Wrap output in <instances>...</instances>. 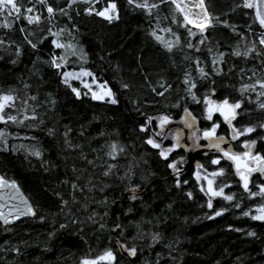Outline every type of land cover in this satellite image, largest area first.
Here are the masks:
<instances>
[{
  "label": "trees",
  "instance_id": "obj_1",
  "mask_svg": "<svg viewBox=\"0 0 264 264\" xmlns=\"http://www.w3.org/2000/svg\"><path fill=\"white\" fill-rule=\"evenodd\" d=\"M24 2L27 3V0ZM49 3L66 7V0H49ZM116 3L119 19L111 23L94 14H85L83 9L88 5L82 0L69 9L72 17L70 21L58 15L55 22L57 27L75 24L79 29L75 33L76 39L88 53L87 63L83 66L95 72L99 80L108 82L118 101L115 105L85 96L77 99L60 82L55 70L42 63L48 59L50 52L59 53L60 50L48 46H41L39 52L28 49L23 43V34L16 30L13 18L7 22L13 25L10 30L0 27V38L11 42L13 47L19 44L23 49V54L12 64L11 59L15 58L12 49H7V45L0 46V89L28 91L29 95H38L40 101H44L46 94L51 93L57 101L54 111H48L47 106L37 107L38 119L25 122L32 123L34 127L17 124L5 129L9 133L6 138L8 148L0 150V174L17 181L37 209L38 216L42 215L45 219L41 221L36 217L11 226L0 224V249H20L19 254L10 250L0 251V264H78L81 257H95L109 248L117 255V264H264V222L254 221L242 214L252 208L254 203H259L260 198L256 197L255 201L248 198V194L237 183L230 164L222 161L225 180L231 185L227 193H235L234 200L226 202L218 199L213 202V209L210 210L206 206L207 197L199 191L192 176L195 165L190 163L186 166V161L180 179H187L189 183H182L181 188L177 189L172 170L166 167L167 161L157 155V150L143 143L145 133L139 131L146 117L168 114L173 121H180L185 107L197 117L201 130L210 126L211 122L203 118V105L192 102L184 91L181 81L185 70L193 78H199L194 61L185 60V54L199 56L202 66L208 71L212 59L208 47H212L213 55L217 51L227 54L234 48L242 51L245 44L256 42L258 46L260 32L264 30L253 22L249 14L251 10L236 7L237 0H205L209 12L221 22L213 23L206 30L208 39L199 45L200 51L196 52L183 47L185 29L172 24L168 13L161 11L160 25L170 26L181 37L182 50L174 49L169 54L149 35L156 23L155 11L153 17H148L141 10L128 6L126 0H116ZM105 5L106 0H99L95 7L102 8ZM225 21L229 26L234 25L235 31L232 27H226ZM162 35L165 39L170 38L166 33ZM62 38L67 39L66 35ZM198 39V35L191 38L194 44ZM37 56L40 60H36ZM226 59L229 63L223 66V74L211 77L216 83L201 81L198 91H194L202 96L205 91L202 85H210L216 89L213 99H223L225 96L230 102L242 99V107L238 109L239 115L233 125L241 129L253 126L255 131L241 138L234 144V148L241 150L243 140L255 139L258 151L264 155L261 139L264 128L259 127L264 123V109L259 107L255 93L241 97L236 90L239 88V76L233 75V72H238L237 65L251 75L248 70L256 67L260 61L253 60L251 55L248 60L227 55ZM79 67L80 62H77L70 65V70H79ZM229 68H232V72H229ZM37 69L39 72L33 75ZM145 76L148 82L157 86V90H160L158 81L161 78L170 83L172 88L162 97L154 96L149 83L145 82ZM244 80L250 82L247 76ZM24 83L31 85L30 91L23 89ZM122 84L129 87L123 88ZM259 100L264 102V97ZM40 119H43V124ZM213 120L220 123L218 135L230 139V130L221 118L214 115ZM65 126L72 129V142L82 146L87 159L101 158L96 160L95 167L79 158V150L65 149L61 135ZM0 128L5 126L0 124ZM47 128H55L57 135L49 136ZM32 137L35 139H30ZM110 142L126 147L127 153L119 158L121 167L116 175L123 176L127 165L132 163L134 174L131 180L100 177L102 163L109 160L105 152ZM33 144L41 148V159L47 163L42 164L40 159L28 155L21 148V145L31 147ZM13 146L15 151L12 150ZM181 156L188 157L180 148L169 156V160ZM212 156H203L200 164L209 170L214 169L209 164ZM74 166L78 169L76 173L71 171ZM74 176L80 177V183H87L91 178L96 187L91 191L85 189L75 193L79 203L72 205V212L83 220L87 212L95 209L98 213L97 221L105 225L103 229L99 228L98 223L83 225L82 232L75 230L81 225H72L68 215L60 212V197L57 193L69 198L68 185L62 181ZM103 182L108 187L100 191V183ZM260 182V179L255 180L251 189L256 190L254 185ZM137 185V199H130L132 193L128 189ZM185 191L193 193L191 200L184 195ZM103 199H107V205L92 202ZM235 203H239L240 207H234ZM220 207L227 211L222 216L209 219L208 216ZM105 211L106 216L103 215ZM60 223H66L68 227L60 229ZM249 231L256 235L248 236ZM156 233H159L160 238L153 242L151 236ZM117 239L126 247L134 245L137 248V255L132 260L120 254Z\"/></svg>",
  "mask_w": 264,
  "mask_h": 264
},
{
  "label": "snow or ice",
  "instance_id": "obj_2",
  "mask_svg": "<svg viewBox=\"0 0 264 264\" xmlns=\"http://www.w3.org/2000/svg\"><path fill=\"white\" fill-rule=\"evenodd\" d=\"M80 2L81 0H66V7H63L53 6V4L49 3V0H27V3H25L24 0H0V14H6V16L13 18L16 30L23 34L22 40L28 49H31L33 52H39L41 46H48L50 49L60 50L59 53L50 52L48 59L43 60L42 63L47 65L50 69L55 70V74L59 77L60 82L66 88L70 89L77 99L85 96L90 97V99L94 101L115 105L118 101L115 93L108 87V82L99 80L95 72L83 66L87 63L88 53L84 51L83 46L80 45L79 41L76 39L75 33L78 32L79 29L75 24H72L70 27H57L55 23L58 15L67 17L70 21L72 17L69 13V9H71L74 4ZM82 2L88 5V7L83 9L85 14H94L109 23L114 19H119V9L116 0H106V5L102 8L95 7V5L99 3V0H82ZM126 3L133 9L141 10L148 17H153L155 11L156 23L151 28L149 35H151L169 54H172L174 49H181V37L177 32L173 31L170 26L162 27L160 25L159 13L161 11H166L168 13V16L171 17L172 24H177L178 27L185 29L183 47L194 49L196 52L200 51L199 45L204 44L208 39L205 35L206 30L211 27L213 23L221 22L218 17H213L209 12L205 0H126ZM236 7L251 10L249 14L252 16L253 22L259 29L264 30V0H237ZM193 9H195V11ZM76 14L79 15V11H77ZM21 21H23L22 24L20 23ZM224 23L226 27H232L233 31H235L234 25L229 26L226 21ZM0 27L10 30L13 25L5 22L0 25ZM54 28L56 30H53ZM165 33L168 34L170 37L169 39H165V36L162 35ZM65 35L67 39L62 38ZM197 35L199 39L194 44L191 38ZM241 39H244V37H241ZM4 45H7V49H12L15 58L11 59V63L15 64L17 59L23 54L21 45L16 44L13 47L11 42L0 38V46ZM207 50L209 55L212 56L211 66L208 71L202 66L203 62L199 56L192 57L185 54V60L189 62L194 61L196 65L195 71L199 74V78H193L191 74L185 70L184 78L181 82L184 85V91L187 97L190 98L192 102L203 105V118L211 122L210 126L203 128L202 131L197 128V117L194 116L187 107L183 109L184 114L181 117L180 123H182L185 128L195 129L189 136V139L193 141L194 147H202L200 141L203 139L207 142L206 145L203 146L215 150L216 155L210 158L209 164L218 167L209 170L205 168L204 165L197 162L192 176L195 179L199 191L207 197L206 206L211 210L213 209V200L215 198H220L227 202H232L234 200L235 193H225V188L231 187L229 183H226L224 180H221L219 184L216 183V177L225 176V166L222 164V161L230 163L233 174L237 177V183L240 188H242L243 192L248 194V198L253 201H255L256 197L260 198L259 203H254V206L248 211H243V216L250 217V219L254 221L264 222V180L254 185L256 190H252L249 187L254 173H258L261 178H264V155L259 151L253 152V148L257 143L255 139L242 142L241 146L244 151H233L229 141H227L223 135L217 134L220 123L213 120L214 114H218L219 118H222L223 123L227 125L230 130L233 140L254 132L255 127L253 126H246L241 129L233 125V121L236 119L237 115H239L237 110L242 107V99H237L232 102L229 101L227 96L223 99H213L212 97L215 96L216 89L210 85H202V87L205 88L202 96H198L197 92L194 91H198V84L201 81H211L212 84L216 83L211 77L212 75L219 76L223 74V66L229 63V60L226 59V55L229 57L234 56L243 58L244 60H248L251 55L253 60H259L260 63L256 67L248 70L251 75H248L244 68L239 67V65L236 66L238 72H233L234 76H239V88L236 90L240 93L242 98L245 94L251 95L255 93L259 107L264 109V102H260L259 100L260 97H264V31L260 32L258 46L256 42L245 44L242 51L238 48H234L227 54L223 51H217L213 55L212 47H208ZM36 60H40V57L37 56ZM36 60L33 61L34 66ZM77 62H80L79 70H70V65H74ZM257 68L260 72L259 76H257ZM228 70L232 72V68ZM38 72L39 69H37L36 73H33V75H36ZM245 76H247L250 82L244 80ZM40 79H42V77ZM144 79L145 82L149 83V87L154 96L162 97L165 92L172 88V85L164 81L163 78L158 81L160 90H157V86H153L148 82L147 76H145ZM73 81H78L80 86H74ZM122 87L128 88L129 86L127 84H122ZM232 87L235 88V84H233ZM23 89L30 91L31 85L24 83ZM30 101L32 103H30ZM56 103L57 101L51 93H47L45 100L40 101L38 95H29L28 91H17L14 88H9L7 90L0 89V124L5 126V128H0V146H2L0 150H7L8 148L6 138L9 133L5 129L9 125L18 124L28 128L34 127L32 123L25 122L36 121L38 119L39 114L36 111L37 107L47 106L48 111H54ZM153 121H155V124H153ZM40 123H44L43 119H40ZM171 123H173V121L168 114L146 117L145 121L140 124L139 131L145 133L143 143L150 146L151 149L157 150V155L162 160L167 161L166 167L172 170V175L175 179V187L180 189L182 183L183 185L189 183L187 179L181 181V169L177 166L178 164H183L184 158L181 156L179 159L173 158L169 160V155L175 149L182 147L181 139L183 133L178 128L175 130L167 128ZM259 127L264 128V123H261ZM156 129H159V131ZM71 131L72 129L70 127L65 126L61 133L65 149L70 151L79 150V158L86 161L88 165L95 167L96 160H100L101 158L98 156L96 160L87 159L82 146L72 142L70 137ZM47 134L55 137L57 135V130L55 128H47ZM82 134L83 133H81V135ZM100 135L103 136V133H100ZM169 136H171L172 143L169 146L162 147L163 141L168 139ZM30 139H35V137ZM261 139H264V136H262ZM221 145L228 146L222 147ZM21 148H24L28 155L40 159L42 164L47 163L46 160L41 159L43 151L38 145L33 144L31 147L21 145ZM12 150H16L15 146H13ZM92 151L95 152L96 149H92ZM126 153L127 149L125 146L116 142L108 143L105 155L109 160H105L102 163L100 177L121 181L126 178L131 180L134 174V165L132 163L127 165L123 176L116 175L121 167L119 158ZM71 171L72 173H76L78 169L74 166ZM79 181V176L63 180L62 183L68 185L69 191L67 195L69 198H64V196H61L59 193H57V195L60 197L58 202L60 212L68 215L69 222L72 225H81V227L75 230L82 232L83 225H96L99 222L96 219L98 213L95 209L87 212L83 220L78 219L72 212V205L79 203L75 193L83 192L85 189L91 191L92 188L96 187V184L92 183L91 178L88 179L87 183H80ZM89 185H91V187H89ZM106 187H108L106 182L100 183L99 190L103 191ZM138 187L137 185L136 187L128 189L132 193L130 199H137L136 193ZM184 195L189 200L193 198V193L191 191H185ZM92 202L99 203L102 206L108 203L107 199L100 201L93 200ZM233 206L239 208L240 204L235 203ZM5 209H7V211H5ZM77 211H79V209H77ZM225 211H227V209L223 207L216 208L208 218L212 219L222 216ZM103 215L106 216L107 211H105ZM21 217H38L41 221L45 219L42 215L38 216L37 209L25 198L15 180H9L5 176L0 175V222L4 225H9L16 220H20ZM104 226L103 223H99V228L103 229ZM67 227L68 224L66 223L59 224L60 229H66ZM116 227L119 228L120 225L117 224ZM137 227H139V225H137ZM235 230L240 231V229ZM49 235H52V233ZM247 235L251 237L255 236L256 233L249 231ZM159 238V233L151 236L153 242L158 241ZM5 243H7V241H5ZM118 245L128 256L135 257L137 255V248L134 245H128L126 247L125 244H121L119 241ZM7 250L14 251L17 254L20 253V249L17 247L0 249V251ZM79 264H116V256L109 248L95 257H81Z\"/></svg>",
  "mask_w": 264,
  "mask_h": 264
},
{
  "label": "water",
  "instance_id": "obj_3",
  "mask_svg": "<svg viewBox=\"0 0 264 264\" xmlns=\"http://www.w3.org/2000/svg\"><path fill=\"white\" fill-rule=\"evenodd\" d=\"M237 112H238V110H237ZM216 115L218 116V114H216ZM237 116H238V115H237ZM236 118H237V117H236ZM221 120H222V118H221ZM222 121H223V120H222ZM182 133H183V137H182V139H181V145H182V147H179V148L183 149V150L187 153V155H188V161H187V163H186V166H188L190 163H193V164H194L200 156H204V155H216L214 149H209V148H207L206 146L197 147V148H195V149H192V148H191V145H190V139H189V136H190L189 129L183 127V131H182ZM225 139H226L227 141H229V144H230V146L232 147V142H233L232 137H231L230 139H227V138H225ZM263 140H264V139H263ZM221 146H222V147H226V146H228V145H221ZM232 149H233V147H232ZM233 151H235V150L233 149ZM243 151H244V150H243ZM253 152L255 153L254 148H253ZM0 175H1V174H0ZM235 177H236V176H235ZM255 177H259V178L261 179V181L264 180V178H261V177L259 176L258 173H254L253 176H252V178H251V183H250V185H249L250 188H251V185H252L253 179H254ZM236 178H237V177H236ZM9 180H11V179H9ZM16 182H17V181H16ZM18 186L20 187L19 184H18ZM241 189H242V188H241ZM20 190H21L22 194L25 196V198H27V199L29 200V202L32 203L31 200L28 198V196L24 193V191L22 190L21 187H20ZM32 204H33V203H32ZM5 211H7V209H5ZM30 219H34V218H31V217H28V218L21 217L20 220H16V221H14L13 223H11V224H9V225H4L2 222H0V224L3 225V226H11V225H15V224H17V223H19V222H22V221H25V220H30ZM115 233H116V231H115ZM118 241H119V240L117 239V246H118V250H119L120 254H121L122 256L126 257L127 259L132 260V257L128 256L127 253L119 247V245H118ZM119 242H120V241H119ZM120 243H121V242H120ZM121 244H122V243H121ZM112 251H113V250H112ZM113 252H114V251H113ZM114 254H115V252H114ZM115 256H116V264H117V255L115 254ZM78 264H79V263H78Z\"/></svg>",
  "mask_w": 264,
  "mask_h": 264
},
{
  "label": "rangeland",
  "instance_id": "obj_4",
  "mask_svg": "<svg viewBox=\"0 0 264 264\" xmlns=\"http://www.w3.org/2000/svg\"><path fill=\"white\" fill-rule=\"evenodd\" d=\"M9 18H12V17H8V16H6V14H0V25H1L2 22H3V23L8 22ZM72 70H73V69H72ZM73 84H74V86H77V87L80 86L78 81H73ZM108 87L111 88V86H110L109 84H108ZM111 89H112V88H111ZM82 91H83V89H82ZM112 91H113V90H112ZM99 102H101V101H99ZM214 115H216V114H214ZM172 121H173V120H172ZM154 123H155V121L153 122V124H154ZM183 127H184V125H183L182 123H180V121H177V122L173 121V123H171V124H169V125L167 126V128H169V129H173V130H175V129L178 128L181 132L183 131ZM196 127L199 128V127H198V123H197ZM199 129H200V128H199ZM156 130L159 131V129H156ZM194 130H195V129H189V133L191 134V132L194 131ZM200 130H201V129H200ZM201 131H202V130H201ZM217 131H218V129H217ZM217 134H218V132H217ZM249 135H251V133L248 134L247 136H241L240 138L248 137ZM157 139H159V138H157ZM243 141H244V140H243ZM171 143H172V139H171V136H169L168 139H166V140L163 141V143H162V147L169 146ZM204 143H206V141H204L203 139H201L200 144H204ZM190 145H191V148H192V149L197 148V147H194V146H193V141H192L191 139H190ZM179 149H180V148H177V149H175L173 152H175V151H177V150H179ZM173 152H172V153H173ZM172 153H170V155H171ZM170 155H169V156H170ZM186 161H187V157L184 158V162H183V164H178L177 166L180 167V169L182 170V168L184 167ZM216 167H218V166H214V168H216ZM221 180H224V181L226 182V180H225V176H224V177H216V183H217V184H219ZM226 183H227V182H226ZM227 189H228V188H225V193H227ZM218 199H219V200H222V199H220V198H215V199L213 200V202L216 201V200H218ZM226 202H227V201H226Z\"/></svg>",
  "mask_w": 264,
  "mask_h": 264
},
{
  "label": "flooded vegetation",
  "instance_id": "obj_5",
  "mask_svg": "<svg viewBox=\"0 0 264 264\" xmlns=\"http://www.w3.org/2000/svg\"><path fill=\"white\" fill-rule=\"evenodd\" d=\"M264 136V135H263ZM239 140H241V138L239 137L238 139H235V140H233V142H232V147H233V149L235 150V151H240V152H242L244 149L242 148L241 150H238V149H235L234 148V144H236ZM247 140H250V139H247ZM262 141H263V143H264V140L262 139ZM243 142V141H242ZM207 143V142H206ZM206 143H204V144H201L202 146L203 145H206ZM254 150H255V152H257L258 151V149H257V143H256V145L254 146ZM260 152V151H259ZM262 154V153H261ZM263 155V154H262ZM205 156V155H204ZM200 158H203V156H200L198 159H197V161L194 163V165L197 163V162H199L200 163ZM187 161H188V157H187ZM230 164V163H229ZM236 178V177H235ZM237 179V178H236ZM260 178L259 177H255L254 179H253V182L255 181V180H259ZM261 180V179H260ZM252 182V183H253ZM252 186V185H251Z\"/></svg>",
  "mask_w": 264,
  "mask_h": 264
},
{
  "label": "bare ground",
  "instance_id": "obj_6",
  "mask_svg": "<svg viewBox=\"0 0 264 264\" xmlns=\"http://www.w3.org/2000/svg\"><path fill=\"white\" fill-rule=\"evenodd\" d=\"M195 11V9H193Z\"/></svg>",
  "mask_w": 264,
  "mask_h": 264
}]
</instances>
